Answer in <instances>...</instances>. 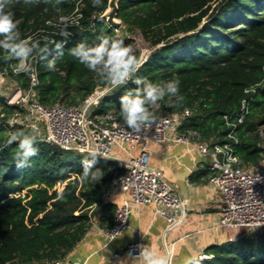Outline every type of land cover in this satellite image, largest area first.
<instances>
[{
  "label": "trees",
  "instance_id": "trees-1",
  "mask_svg": "<svg viewBox=\"0 0 264 264\" xmlns=\"http://www.w3.org/2000/svg\"><path fill=\"white\" fill-rule=\"evenodd\" d=\"M109 0H63L60 4L25 5L14 0L10 10L19 21V31L26 38L39 28L51 30L48 20L70 16L77 7L79 24L66 26L71 35L47 33L54 40L40 39L46 52L36 55L39 84L38 99L44 105L61 102L81 103L98 86L109 85L70 55L80 42L98 43V37L122 39L133 48L142 66L127 84L110 87L94 112L105 113L115 108L120 116V98L137 88L135 80L144 78L156 83L174 77L180 80L178 106L160 101L161 111L182 112L191 109L181 129H194L202 137L218 135L226 139L233 129L238 138L235 153L247 167L257 166L264 157V86L252 94L245 89L264 78V0H119V28L111 27L102 13ZM139 30L152 51L142 57L131 33ZM63 41L62 54L56 43ZM0 50V71L8 65ZM55 59L56 70L48 68ZM27 85V73L13 75ZM252 96L249 111L235 127L224 115L239 112L244 97ZM0 109L11 112L0 96ZM122 119V118H121ZM26 130L13 128L12 133ZM9 132L0 123V264H45L63 259L84 237L96 208L114 213L104 205L103 196L114 176L121 171L117 161L99 158L96 168L102 172L97 181L81 182V161L87 153L65 150L57 145L36 140V156L29 166L16 167L18 144L7 138ZM10 134V136H11ZM70 152L76 154L69 158ZM62 186V189L59 188ZM97 206L93 211L91 209ZM102 211L101 217L107 216ZM213 256L191 264H264V228L248 232L236 241L207 248Z\"/></svg>",
  "mask_w": 264,
  "mask_h": 264
},
{
  "label": "built area",
  "instance_id": "built-area-1",
  "mask_svg": "<svg viewBox=\"0 0 264 264\" xmlns=\"http://www.w3.org/2000/svg\"><path fill=\"white\" fill-rule=\"evenodd\" d=\"M78 0L77 4H79ZM61 17H67L66 26L79 24L81 13L79 7L70 16H59L58 20H48L47 24L53 26L51 30L39 28L29 34L36 40L45 39L53 41L52 33L60 35L65 24ZM68 32L69 29L66 28ZM16 60H10L7 66L0 71L1 75H19L15 71ZM35 69L27 73V85L15 80V90L5 97V104L12 106L8 112L0 109V123L11 134L13 128L21 127L30 131L32 124H37L40 129L39 137L42 141L54 144L65 150L87 153V149H95L104 154V158L117 161L121 171L113 178V184L126 195L117 205L110 226L102 230L109 243L129 226V217L135 207L142 204H154L155 213L165 217L170 224L179 221L186 210L187 200L177 195L171 183L162 177L157 168L150 164V144L152 140L164 144H186L190 151L198 152L205 156L209 162L210 174L208 182L218 188L221 195L220 216L218 225L226 228L240 229L238 237L248 232L264 228V157L254 167L243 164L239 155L235 153V144L238 138L233 129L227 134L226 139L214 135L209 138L202 137L194 129H181L182 123L191 113L190 108L182 112L161 111L155 115V122L151 127L135 132L128 128L123 119L119 118L115 108L105 113L94 112L102 96L110 89V85L98 86L81 103L66 105L55 102L44 105L37 96L36 87L39 77L36 67V55L32 60ZM261 82L245 89L247 93H254ZM252 96L244 97L239 112L232 120V116L224 115L229 125L235 127L237 122H242L249 111ZM95 104L90 113L87 107ZM117 149L119 153L114 150ZM179 210L177 214L176 211ZM141 238L126 244L114 252L118 257L122 252L138 257ZM213 256L210 252H203L197 259L205 260ZM140 258V257H138ZM30 264H38L33 262ZM45 264H64L62 259H53ZM68 264H76L68 262Z\"/></svg>",
  "mask_w": 264,
  "mask_h": 264
},
{
  "label": "crops",
  "instance_id": "crops-1",
  "mask_svg": "<svg viewBox=\"0 0 264 264\" xmlns=\"http://www.w3.org/2000/svg\"><path fill=\"white\" fill-rule=\"evenodd\" d=\"M149 144L150 164L171 183L177 195L187 200L185 215L170 224L165 217L155 213L154 204H142L133 208L129 226L108 243L102 229L112 224L113 215L104 207L94 206L91 211L96 209L88 231L62 259L64 264H142L141 258L125 252L116 258L113 255L140 238L144 246L169 257L170 264H191L208 247L233 242V238L240 235V229L218 225L221 195L218 188L208 182L207 157L190 151L186 144L168 145L155 140ZM126 195L130 194L114 186L112 181L104 193L103 203L112 205L115 211ZM102 211H107L104 218Z\"/></svg>",
  "mask_w": 264,
  "mask_h": 264
},
{
  "label": "clouds",
  "instance_id": "clouds-1",
  "mask_svg": "<svg viewBox=\"0 0 264 264\" xmlns=\"http://www.w3.org/2000/svg\"><path fill=\"white\" fill-rule=\"evenodd\" d=\"M42 0H23L25 5H39ZM52 3L53 0H43ZM63 0H55V4ZM14 0H0V50L5 53V60H16L17 73H33L35 71L32 60L35 54L46 52L40 48V41L31 36L22 38L19 31V21L14 20V13L10 6ZM98 5L100 0H93ZM65 28L59 33L66 40L71 33L66 30L68 18L61 17ZM98 43L89 44L80 42L70 49V55L89 71L95 73L102 82L119 87L127 84L142 66V61L134 54L131 46L126 45L122 39H113L108 36L97 38ZM63 48V41L56 43L58 54ZM48 68L55 71V59L48 62ZM136 89L128 91L120 98V116L128 128L135 132L151 127L155 122V109L160 101L167 98L169 106L179 105L184 100L180 94V80L174 77L167 82L156 83L144 78L135 80ZM40 134L37 124L30 126V131L18 130L11 134L9 144L17 143L18 151L15 155L16 167L23 169L29 166V161L36 156L38 149L35 147L36 138ZM88 157L81 161L82 173L80 181H97L102 178L101 170L96 168L99 158L105 157L95 149H87ZM140 254L142 264H170V258L158 255L149 247L141 245Z\"/></svg>",
  "mask_w": 264,
  "mask_h": 264
},
{
  "label": "rangeland",
  "instance_id": "rangeland-1",
  "mask_svg": "<svg viewBox=\"0 0 264 264\" xmlns=\"http://www.w3.org/2000/svg\"><path fill=\"white\" fill-rule=\"evenodd\" d=\"M130 36L135 40V46L138 48L141 52L142 57H146L151 51V47L149 46V43L146 42L139 30H136L135 32L131 33ZM15 80H13L10 76L7 75H1L0 74V96L6 97L7 95H10L15 90ZM42 138L37 136L36 140H41ZM115 152L119 153L117 149L114 150ZM76 153L70 152L67 156L69 158L72 157ZM60 189H62V186H59ZM228 234L233 235L231 232Z\"/></svg>",
  "mask_w": 264,
  "mask_h": 264
},
{
  "label": "water",
  "instance_id": "water-1",
  "mask_svg": "<svg viewBox=\"0 0 264 264\" xmlns=\"http://www.w3.org/2000/svg\"><path fill=\"white\" fill-rule=\"evenodd\" d=\"M118 2L119 0H109L107 8L104 10V12L101 15L102 18H104L111 27H114L116 29L122 26V20L117 17ZM104 97L105 96H102L100 100H102ZM94 108H95V104L87 107L86 113H90ZM9 137L10 134H8L7 138Z\"/></svg>",
  "mask_w": 264,
  "mask_h": 264
}]
</instances>
